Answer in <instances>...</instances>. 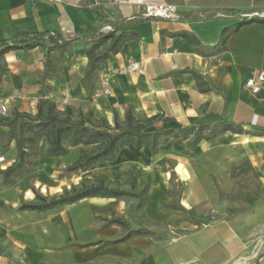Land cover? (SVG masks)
Returning <instances> with one entry per match:
<instances>
[{
	"label": "crops",
	"instance_id": "1",
	"mask_svg": "<svg viewBox=\"0 0 264 264\" xmlns=\"http://www.w3.org/2000/svg\"><path fill=\"white\" fill-rule=\"evenodd\" d=\"M152 3L174 4L178 18L137 21L138 11ZM90 6L101 7L112 25H124L122 32L136 34L101 65L94 90L111 76L112 92L98 99L88 98L80 84L90 45L82 38L110 26ZM260 18L264 0H0V40L45 31L81 38L71 51L52 56L55 78L45 98L59 110L91 109L111 127L123 126L128 110L137 121L158 117L155 128L225 122L243 130L195 147L182 139L154 151L125 144L114 162L79 173L66 168L87 146L46 158L42 141L36 168L9 186L0 177V264H264V86L258 94L245 87L264 70V23L248 22ZM242 22L223 50L212 49L223 30ZM183 33L207 48L195 52ZM42 57L39 47L3 57L9 72L0 103L9 113H36L29 102L39 99ZM134 60L138 71L113 74ZM190 71L201 76L205 92ZM3 155L6 167L15 157L13 143ZM99 178L134 196L89 197L47 212L19 210L36 194L55 197Z\"/></svg>",
	"mask_w": 264,
	"mask_h": 264
},
{
	"label": "trees",
	"instance_id": "2",
	"mask_svg": "<svg viewBox=\"0 0 264 264\" xmlns=\"http://www.w3.org/2000/svg\"><path fill=\"white\" fill-rule=\"evenodd\" d=\"M90 10L95 18L110 26L107 31L97 33L89 37H83L89 45L86 49L88 64L81 78V86L85 89L87 97L90 98L94 90V80L100 71L101 65L113 59L123 48L125 43L136 34L132 32H122L124 25H112L103 14L99 6H90ZM232 10H219L218 14H235ZM143 20L138 18L137 21ZM260 21L264 23V18L248 20V22ZM245 22L237 24L232 28L223 30L218 44L213 47L217 51L223 50L227 38L238 30ZM195 52H203L207 48L201 44L197 37L189 33L182 34ZM81 40L73 38L65 40L56 31H45L36 33H19L8 40H0V95L3 94V78L8 74L9 69L3 62V57L10 52L21 51L28 53L32 49L39 47L43 52L42 72L36 85L39 96L36 102V113L30 114L20 112L13 108L7 117H1L0 126V154H4L6 149L13 143L15 157L13 161L4 169H0L1 185L9 186L15 180L26 173L32 171L39 165V146L45 141L44 155L47 158H57L67 153L69 147L79 145L87 146L78 158L66 168L67 172H85L98 164L114 162L120 149L125 144H132L134 147L146 145L150 151H154L160 145H165L171 139L188 140L191 147L197 146L202 141H210L218 134L232 132L243 133V130L233 123L217 122L210 124L193 123L188 126L175 128H155L154 122L159 118L154 116L145 121H137L130 111L125 112L124 125L117 123L113 127L109 126L103 118H98L91 109L83 112L81 109H73L66 106L59 110L54 102L45 98L51 90L48 83L55 78L53 54L71 51V46ZM107 46L101 50V47ZM194 77L200 91L207 90L199 74L190 71ZM79 116V119H74ZM169 120H162L168 123ZM130 190H122L118 187L109 186L103 178H99L96 183L79 187H72L62 194L46 198L35 195V200L31 203L22 204L19 210H30L47 212L61 209L67 205L76 203L89 197H107L124 199L133 197ZM236 200V198H230ZM3 204L0 201V207ZM181 210L182 207L175 206ZM137 234H155L147 230H138Z\"/></svg>",
	"mask_w": 264,
	"mask_h": 264
},
{
	"label": "built area",
	"instance_id": "3",
	"mask_svg": "<svg viewBox=\"0 0 264 264\" xmlns=\"http://www.w3.org/2000/svg\"><path fill=\"white\" fill-rule=\"evenodd\" d=\"M59 1V0H56ZM259 16L260 14H255ZM138 16L143 19H163V20H170V19H177L178 12L177 6L174 4H166V3H152L146 4L138 11ZM251 17V16H245ZM109 29V27L107 28ZM140 69V64L137 61H131L130 64L122 69L115 70L113 74H132ZM111 76H106L102 80V84L96 88L92 94V98L98 99L103 95H110L111 90ZM264 86V70H260L256 72L254 75L249 77L245 82V87L252 93L258 94L262 87ZM31 108L36 107V101L31 100L29 102ZM0 115L1 117H7L9 115V110L5 106L4 103H0ZM8 161L6 160L5 156L0 154V168L1 165L7 164Z\"/></svg>",
	"mask_w": 264,
	"mask_h": 264
},
{
	"label": "rangeland",
	"instance_id": "4",
	"mask_svg": "<svg viewBox=\"0 0 264 264\" xmlns=\"http://www.w3.org/2000/svg\"><path fill=\"white\" fill-rule=\"evenodd\" d=\"M27 107V109H29V106L27 105L26 106ZM80 117L79 116H74V119H79ZM46 157V156H45ZM47 158V157H46ZM5 167V164H3V165H1V168L3 169ZM62 190L63 189H60L59 191H58V193H61L62 192ZM48 191V193H47V195L48 196H52L53 194H54V191L53 190H47Z\"/></svg>",
	"mask_w": 264,
	"mask_h": 264
}]
</instances>
